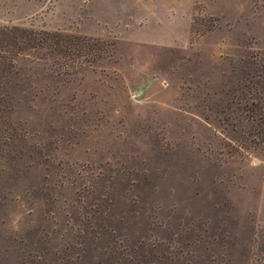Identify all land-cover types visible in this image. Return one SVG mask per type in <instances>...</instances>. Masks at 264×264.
Instances as JSON below:
<instances>
[{"label": "rangeland", "instance_id": "rangeland-1", "mask_svg": "<svg viewBox=\"0 0 264 264\" xmlns=\"http://www.w3.org/2000/svg\"><path fill=\"white\" fill-rule=\"evenodd\" d=\"M14 27L42 46L0 33V264H264V0H4Z\"/></svg>", "mask_w": 264, "mask_h": 264}, {"label": "trees", "instance_id": "trees-1", "mask_svg": "<svg viewBox=\"0 0 264 264\" xmlns=\"http://www.w3.org/2000/svg\"><path fill=\"white\" fill-rule=\"evenodd\" d=\"M13 33L16 32H21L22 37L25 36V38L23 40H21L23 47H21L24 50H29V49H37L39 48V46H42L40 42L37 41V38L35 36H33L35 34V31L28 29V28H19V27H14L11 30H8V32H5L4 30L0 31V33L2 35H4V33H7L5 35H7L6 37L10 38ZM59 44V42H57V45ZM68 46H66L65 48H67Z\"/></svg>", "mask_w": 264, "mask_h": 264}, {"label": "crops", "instance_id": "crops-1", "mask_svg": "<svg viewBox=\"0 0 264 264\" xmlns=\"http://www.w3.org/2000/svg\"><path fill=\"white\" fill-rule=\"evenodd\" d=\"M0 2H1V4H3L4 3V0H0Z\"/></svg>", "mask_w": 264, "mask_h": 264}]
</instances>
